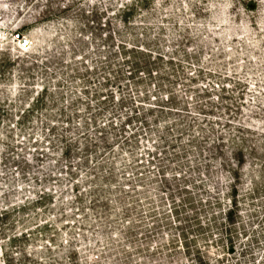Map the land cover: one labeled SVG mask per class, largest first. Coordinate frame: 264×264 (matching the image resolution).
Returning a JSON list of instances; mask_svg holds the SVG:
<instances>
[{
	"label": "rangeland",
	"instance_id": "1",
	"mask_svg": "<svg viewBox=\"0 0 264 264\" xmlns=\"http://www.w3.org/2000/svg\"><path fill=\"white\" fill-rule=\"evenodd\" d=\"M0 264H264V0H0Z\"/></svg>",
	"mask_w": 264,
	"mask_h": 264
},
{
	"label": "trees",
	"instance_id": "2",
	"mask_svg": "<svg viewBox=\"0 0 264 264\" xmlns=\"http://www.w3.org/2000/svg\"><path fill=\"white\" fill-rule=\"evenodd\" d=\"M252 129H254V128H252Z\"/></svg>",
	"mask_w": 264,
	"mask_h": 264
}]
</instances>
